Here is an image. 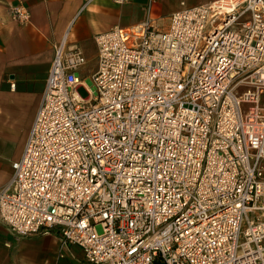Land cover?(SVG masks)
I'll use <instances>...</instances> for the list:
<instances>
[{
  "label": "built area",
  "instance_id": "built-area-1",
  "mask_svg": "<svg viewBox=\"0 0 264 264\" xmlns=\"http://www.w3.org/2000/svg\"><path fill=\"white\" fill-rule=\"evenodd\" d=\"M65 42L0 222L55 230L89 264H264V0L98 34L88 77Z\"/></svg>",
  "mask_w": 264,
  "mask_h": 264
},
{
  "label": "crops",
  "instance_id": "crops-1",
  "mask_svg": "<svg viewBox=\"0 0 264 264\" xmlns=\"http://www.w3.org/2000/svg\"><path fill=\"white\" fill-rule=\"evenodd\" d=\"M218 0H0V189L12 178V163L23 154L45 88L55 47L66 37L87 65L96 60L95 37L114 27L135 28L150 21L169 25L182 8ZM22 8L29 22H14L10 13ZM83 69L85 77L96 68ZM0 264H89L80 248L63 245L55 230L18 237L0 222Z\"/></svg>",
  "mask_w": 264,
  "mask_h": 264
},
{
  "label": "rangeland",
  "instance_id": "rangeland-1",
  "mask_svg": "<svg viewBox=\"0 0 264 264\" xmlns=\"http://www.w3.org/2000/svg\"><path fill=\"white\" fill-rule=\"evenodd\" d=\"M95 64H96V60L92 64L87 65L86 69L90 68V66H94Z\"/></svg>",
  "mask_w": 264,
  "mask_h": 264
}]
</instances>
